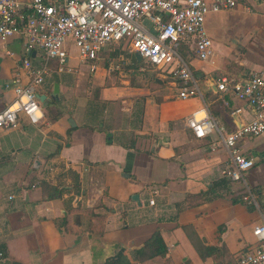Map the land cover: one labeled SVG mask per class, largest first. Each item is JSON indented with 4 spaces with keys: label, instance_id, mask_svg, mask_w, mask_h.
I'll return each instance as SVG.
<instances>
[{
    "label": "crops",
    "instance_id": "crops-1",
    "mask_svg": "<svg viewBox=\"0 0 264 264\" xmlns=\"http://www.w3.org/2000/svg\"><path fill=\"white\" fill-rule=\"evenodd\" d=\"M206 29L214 52L205 62L190 59L201 92L190 100L158 72L154 89L118 85L104 56L127 45L105 50L96 63L71 50L63 71L48 63L41 119L0 128V264H105L121 248L127 264H237L254 246L264 218V135L241 142L255 167L232 182L218 132L197 138L188 119L206 109L230 133L253 118L245 103L219 92L215 78L264 75V4L243 0L211 14ZM28 57L45 64L21 39L0 41V114L15 97L14 81L27 83ZM118 102L121 113L107 116ZM237 108L243 112L233 115ZM156 233L166 255L140 261L136 251ZM195 238L218 253L202 258Z\"/></svg>",
    "mask_w": 264,
    "mask_h": 264
},
{
    "label": "built area",
    "instance_id": "built-area-1",
    "mask_svg": "<svg viewBox=\"0 0 264 264\" xmlns=\"http://www.w3.org/2000/svg\"><path fill=\"white\" fill-rule=\"evenodd\" d=\"M243 0H0V41L17 38L31 55L40 51L45 64L36 67L29 57L23 61L27 83L14 81L15 97L0 114V128H16L23 117L38 122L42 115L39 90L54 60L63 71L75 47L83 62L96 63L100 54L113 46L127 45L144 63L164 77L179 82L178 97L201 96L199 79L190 59L208 61L213 41L206 22L211 14L237 9ZM264 4V0H257ZM93 64L92 70H95ZM221 93L232 94L254 112L253 118L226 132L208 110L193 114L188 126L197 138L216 131L228 150L231 167L226 176L232 182L245 181L255 160L244 154L241 142L264 135V75L254 73L242 80L218 76ZM243 112L237 108L233 115ZM247 204H253L250 193ZM152 205L155 201L150 202ZM1 235V232H0ZM255 244L237 264H264V218L253 229ZM0 253V258H3Z\"/></svg>",
    "mask_w": 264,
    "mask_h": 264
},
{
    "label": "rangeland",
    "instance_id": "rangeland-1",
    "mask_svg": "<svg viewBox=\"0 0 264 264\" xmlns=\"http://www.w3.org/2000/svg\"><path fill=\"white\" fill-rule=\"evenodd\" d=\"M72 48V53L77 54V49L75 47ZM104 58L106 60L103 61V67L106 66L108 71L110 69L111 75L116 78L115 81L118 85H121L125 80H131V84L137 88L154 89L157 85V71L148 64H145L144 61H141V64L136 63L128 46L120 49L116 48L106 53ZM89 93L93 94V91L90 89ZM85 96L88 97L90 94L86 91ZM122 108L121 102L113 104L107 116L118 115L121 113Z\"/></svg>",
    "mask_w": 264,
    "mask_h": 264
},
{
    "label": "trees",
    "instance_id": "trees-1",
    "mask_svg": "<svg viewBox=\"0 0 264 264\" xmlns=\"http://www.w3.org/2000/svg\"><path fill=\"white\" fill-rule=\"evenodd\" d=\"M244 202V201H243ZM196 249L199 252L202 258H206L215 253H218L219 249L214 247L205 246V244L199 239H193ZM125 250L120 249L119 253L111 258H108L105 264H127V258L124 254ZM167 249L164 246L163 240L161 238L160 233H156L151 240H149L144 247L136 251L137 258L140 261L147 260L149 258H153L155 256L166 255Z\"/></svg>",
    "mask_w": 264,
    "mask_h": 264
},
{
    "label": "water",
    "instance_id": "water-1",
    "mask_svg": "<svg viewBox=\"0 0 264 264\" xmlns=\"http://www.w3.org/2000/svg\"><path fill=\"white\" fill-rule=\"evenodd\" d=\"M34 55H35V52H34ZM136 57H137V59H138L139 61H142V60H143L142 57L140 56V54H136ZM59 92H60V90H59V85L56 84V85H55V92H54V95H55L54 97H55L56 99L59 98ZM40 100H41V102H44L45 97H44V96L40 97Z\"/></svg>",
    "mask_w": 264,
    "mask_h": 264
}]
</instances>
